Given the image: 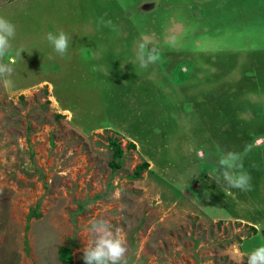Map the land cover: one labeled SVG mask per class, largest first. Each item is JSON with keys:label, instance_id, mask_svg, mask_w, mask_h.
<instances>
[{"label": "rangeland", "instance_id": "obj_1", "mask_svg": "<svg viewBox=\"0 0 264 264\" xmlns=\"http://www.w3.org/2000/svg\"><path fill=\"white\" fill-rule=\"evenodd\" d=\"M0 15L24 49L0 80V264H67L63 247L85 264L92 218L121 229L128 264H247L263 208L209 173L227 151L264 168V0H0ZM59 28L63 57L45 39Z\"/></svg>", "mask_w": 264, "mask_h": 264}, {"label": "clouds", "instance_id": "obj_2", "mask_svg": "<svg viewBox=\"0 0 264 264\" xmlns=\"http://www.w3.org/2000/svg\"><path fill=\"white\" fill-rule=\"evenodd\" d=\"M16 34V25L4 15H0V80L3 81L5 87L10 84V77L14 72L13 65L16 63L15 59L5 62V57L13 51L17 57H22L21 53L24 51L22 48L13 49ZM45 39L53 53L61 57L67 54L70 37L63 28L48 31ZM148 43V40L142 37L136 46V61L132 63L136 65L138 62L140 68H147L159 60L158 51L155 48L149 49ZM242 169L243 164L239 154L227 151L219 156L216 172L209 173V175L218 185L223 181L228 189L248 191L251 187V177ZM113 196L119 199L121 192L117 190ZM86 231L91 239L83 248L82 259L85 264H128L127 240L119 227L113 226L104 218H92ZM246 262L247 264H264V244L254 248L247 255Z\"/></svg>", "mask_w": 264, "mask_h": 264}, {"label": "trees", "instance_id": "obj_3", "mask_svg": "<svg viewBox=\"0 0 264 264\" xmlns=\"http://www.w3.org/2000/svg\"><path fill=\"white\" fill-rule=\"evenodd\" d=\"M104 12H101L100 13V15H102ZM249 74H250V72H249ZM254 71H253V74L251 73V75L252 76H254ZM149 84H151V85H154V84H152V83H149ZM261 103V105H259L260 106V108H261V106H262V102H260ZM223 110V109H222ZM247 110H253V112L255 113V115H256V118L258 117V113H259V108L258 109H256V108H253V109H247ZM170 111H171V109L169 110V111H167V112H165L166 113V116L169 118V113H170ZM224 111V110H223ZM226 111H229V109H227ZM231 112V111H230ZM230 112H228V114H225V115H230ZM261 118V117H260ZM229 121V119L228 120H226V122H228ZM243 120H241V125L243 124ZM226 124H228V123H226ZM237 128V127H236ZM234 129V132H235V135H234V139H235V143H237L238 145H242V146H239V150H243V152L246 154V155H248V153L249 154H251V156H252V151L253 150H255V149H259L260 148V146H258V144H255V142H256V137L258 136V135H256V131H254L253 133H251V132H245L244 134H243V136L247 139V142L246 143H242V135H241V138H237L236 137V135L238 134L237 133V129ZM220 133H219V136L218 137H223L224 136V134H225V132H224V130L222 129V130H220L219 131ZM227 134L229 135V132H228V130H227ZM233 136V135H232ZM238 140L240 141V143H238ZM111 142H112V144L114 145V148H115V150H116V152L114 153V156H115V159H114V164H115V166H120V164H121V160H122V156H123V151H122V149L120 148V146H119V144L117 143V141L115 140V139H111ZM253 145V147H252V149H249L248 148V146L249 145ZM130 146H132V147H135V144L132 142V143H130ZM253 157H255V159H256V161L258 160V159H260V157H261V155H255L254 154V156H252V158ZM117 159H119V161H117L116 162V160ZM254 159V158H253ZM260 161H262V159L260 160ZM243 164V163H242ZM246 166V165H245ZM148 167V162H144L143 164H141V165H139L138 167H137V169L135 170V172L132 174V178H138V177H140L141 175H142V171L145 169V168H147ZM245 173H247L250 177L251 176H254V171H250V168L249 167H247V168H245L244 166H243V169H242ZM258 170H259V172H260V168H258ZM255 172H257V171H255ZM261 177H256V178H260L262 181H264V174L262 173V171H261ZM248 192H249V194H247V192L245 191V192H241V190H239V193L238 194H240V195H242V193H245L246 194V197H248V200L249 201H251L252 199H254V200H252V202H253V204H254V206L255 205H260L261 207H262V201H263V198H264V196H263V194L261 193H259V192H261V191H258V189L256 188V190H254V188H250V190H248ZM261 202V203H260ZM253 206V207H254ZM259 206V207H260ZM257 214H260V213H262V209H256V211H255ZM31 215H35V216H39L40 215V213H39V211L38 210H34L32 213H31ZM239 219H244V218H246V217H243V216H239L238 217ZM245 220V219H244ZM252 228L254 229V231H256V228H255V226H252ZM70 248H68V247H63V248H61V250H60V258L61 259H63V260H65V261H67V264H71L72 263V257H71V255H70V250H69Z\"/></svg>", "mask_w": 264, "mask_h": 264}, {"label": "crops", "instance_id": "obj_4", "mask_svg": "<svg viewBox=\"0 0 264 264\" xmlns=\"http://www.w3.org/2000/svg\"><path fill=\"white\" fill-rule=\"evenodd\" d=\"M263 136V135H262ZM259 141V140H258ZM261 169V168H260ZM257 171V172H259V170H258V168H255V169H253V171ZM262 171V173L264 174V168H262L261 170H260V172ZM256 179V180H255ZM254 180V181H253ZM250 182L252 183V184H250L251 185V187L250 188H254V190H256V188L258 189V191H261V193L263 194V196H264V182L260 179V178H256V176L254 175V177L253 176H251V180H250ZM262 207L261 208H263V210H262V213L264 214V198H263V201H262ZM245 219V221H248V222H250V223H252L253 222V226H255V228H256V231H254V233H256L258 230H259V228H258V225L259 224H257V221L256 220H252V219H247V218H244ZM258 219H259V217H258ZM252 220V221H251ZM259 221H260V223H262V229H264V217L263 218H261V219H259ZM254 230V229H253Z\"/></svg>", "mask_w": 264, "mask_h": 264}]
</instances>
